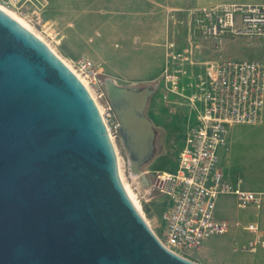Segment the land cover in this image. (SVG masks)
Returning a JSON list of instances; mask_svg holds the SVG:
<instances>
[{
  "label": "water",
  "instance_id": "1",
  "mask_svg": "<svg viewBox=\"0 0 264 264\" xmlns=\"http://www.w3.org/2000/svg\"><path fill=\"white\" fill-rule=\"evenodd\" d=\"M107 87L140 173L155 149L154 86ZM0 264H201L167 248L131 199L87 86L1 7Z\"/></svg>",
  "mask_w": 264,
  "mask_h": 264
},
{
  "label": "built area",
  "instance_id": "2",
  "mask_svg": "<svg viewBox=\"0 0 264 264\" xmlns=\"http://www.w3.org/2000/svg\"><path fill=\"white\" fill-rule=\"evenodd\" d=\"M190 22L207 41L220 42L225 36H249L264 42V5L221 3L189 11ZM192 48L166 46L163 71L153 82L161 99L184 101L194 114L175 171L156 170L150 187L168 197L163 214L162 243L176 253L198 250L213 235L229 232L234 223L215 216L217 199L234 195L241 207L262 204L259 193L245 190L227 180L219 167V148L225 144L231 126L257 124L264 110V58L243 61L218 58L195 73ZM197 64V63H196ZM74 69L101 89L99 66L82 56ZM198 65V64H197ZM153 94V95H154ZM111 138L119 136L120 122L107 104L102 114ZM144 176V175H143ZM246 229L255 237L236 250L256 251L264 247V231L250 223Z\"/></svg>",
  "mask_w": 264,
  "mask_h": 264
},
{
  "label": "rangeland",
  "instance_id": "3",
  "mask_svg": "<svg viewBox=\"0 0 264 264\" xmlns=\"http://www.w3.org/2000/svg\"><path fill=\"white\" fill-rule=\"evenodd\" d=\"M145 2L147 0H0V7L29 27L73 70L76 69L75 64L80 57L91 58L101 71V89L81 77L87 82L91 94L93 93L97 104L104 111L110 103L108 80L119 87L153 86V82L131 80L132 77L129 78L127 71L130 61L126 62L117 55L121 48L118 37L121 34L123 20H129L131 15H141L145 12L143 9ZM131 3L138 9L136 10V7L129 9ZM187 15H181L177 20L172 29V35L176 37L172 38L180 49L183 47L192 48L194 51L201 49L200 54H194L195 65H192L193 68L200 70L206 61L212 60L213 45L198 35L191 25L189 14ZM216 48L217 56L229 54L228 56L233 59L243 61H256L264 53V43L259 38L249 36H229L226 43ZM159 95L160 93L156 92L149 97L145 110L153 123L156 137L154 154L143 164L140 173L134 172L131 168L120 136L113 141L125 183L133 192L145 219L155 233L163 238V214L170 206V201L168 197L152 190L150 182L156 170L170 172L176 170L180 152L187 138V123L185 112L159 99ZM237 126L240 125H234L240 138L241 128ZM224 146L228 149L227 138ZM237 148L239 151L240 144ZM245 176V180L255 183L257 178H263L264 172H256V175L246 172ZM232 203L238 210L235 200ZM183 256L201 264H209L197 250H186Z\"/></svg>",
  "mask_w": 264,
  "mask_h": 264
},
{
  "label": "crops",
  "instance_id": "4",
  "mask_svg": "<svg viewBox=\"0 0 264 264\" xmlns=\"http://www.w3.org/2000/svg\"><path fill=\"white\" fill-rule=\"evenodd\" d=\"M221 3L264 5V0H147L143 8L145 12L141 15H131L129 20H123L121 34L118 37L121 48L117 55L126 62L130 61L131 67L129 65L127 70L129 78L132 77L133 81H156L165 65L166 46L169 42L175 43L172 37L176 36L172 35V29L179 17L188 16L191 10ZM128 7L133 9L136 6L131 3ZM228 38L229 36H225L218 43L210 41L214 53L211 55L212 60L232 58L228 56L229 54L217 56L215 53L216 47L226 43ZM194 52L200 54L201 49ZM263 58L264 53L258 60ZM194 70L197 69L194 67ZM202 70L204 69L197 72ZM166 102L185 112L187 134L194 120L193 112L184 101L171 99ZM236 125H240L237 127L241 128L240 138L237 136L236 127L231 126L230 129L234 128L229 129L226 136L228 149L222 145L218 151L219 167L227 180L238 183L245 190L259 193L262 204L259 207H241L234 195L220 196L216 202V217L232 222L234 226L225 234L208 238L197 251L202 258L209 261V264H264V247L252 252L235 249L236 245H246L255 237L253 232L246 229L248 224L256 223L264 231V176L262 179L257 178L255 183L244 179L246 172L255 175L256 172H264V110L259 123ZM238 144H240L239 151ZM232 199L237 203L238 210Z\"/></svg>",
  "mask_w": 264,
  "mask_h": 264
},
{
  "label": "bare ground",
  "instance_id": "5",
  "mask_svg": "<svg viewBox=\"0 0 264 264\" xmlns=\"http://www.w3.org/2000/svg\"><path fill=\"white\" fill-rule=\"evenodd\" d=\"M3 9V8H2ZM4 10V9H3ZM7 12V11H6ZM8 13V12H7ZM11 15V14H10ZM13 16V15H12ZM14 18H16L15 16H13ZM17 19V18H16ZM18 20V19H17ZM19 21V20H18ZM21 23V22H20ZM22 24V23H21ZM25 27H27L25 24H23ZM28 29H29V27H27ZM32 31V30H31ZM68 65V64H67ZM69 66V65H68ZM70 67V66H69ZM70 69L81 79V81L87 86V88L89 89V85L87 84V82L76 72V71H74L71 67H70ZM93 94V93H92ZM99 106V105H98ZM99 109H100V111H101V113L103 114L104 113V111H103V109L99 106ZM113 139V138H112ZM120 173H121V170H120ZM135 176V175H134ZM121 177H122V180H123V182H124V184H125V187H126V189H127V191H128V193H129V195H130V197H131V199L133 200V202L135 203V205L137 206V208L140 210V207H139V204H138V202H137V200L135 199V197H134V194H133V192H131V190H130V188H129V186L125 183V180H124V177H123V175H121ZM141 211V210H140Z\"/></svg>",
  "mask_w": 264,
  "mask_h": 264
}]
</instances>
